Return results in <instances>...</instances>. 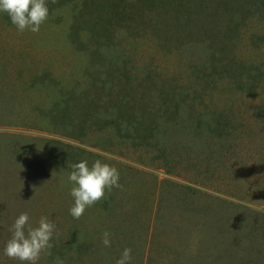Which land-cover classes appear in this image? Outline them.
<instances>
[{"label":"rangeland","instance_id":"obj_1","mask_svg":"<svg viewBox=\"0 0 264 264\" xmlns=\"http://www.w3.org/2000/svg\"><path fill=\"white\" fill-rule=\"evenodd\" d=\"M47 5L38 33L0 12V264H20L4 247L24 212L56 224L38 264L126 247L131 264H264V0ZM97 159L121 187L75 219L68 163Z\"/></svg>","mask_w":264,"mask_h":264},{"label":"clouds","instance_id":"obj_2","mask_svg":"<svg viewBox=\"0 0 264 264\" xmlns=\"http://www.w3.org/2000/svg\"><path fill=\"white\" fill-rule=\"evenodd\" d=\"M0 12L6 13L17 31L38 33L41 25L47 20L49 8L47 0H0ZM71 172L68 181L72 183L71 196L74 203L70 208L73 218L79 219L86 209L94 206L114 187H121L119 170L100 159L91 166L87 160L68 163ZM27 212L21 213L11 225V238L4 247V255L20 264H38L43 252L53 247L51 241L56 230L55 222L48 216H42L33 227L29 223ZM111 233L105 231L102 244L111 246ZM132 249L124 248L116 264H131ZM56 264H64L57 258Z\"/></svg>","mask_w":264,"mask_h":264},{"label":"trees","instance_id":"obj_3","mask_svg":"<svg viewBox=\"0 0 264 264\" xmlns=\"http://www.w3.org/2000/svg\"><path fill=\"white\" fill-rule=\"evenodd\" d=\"M90 1L91 2H97V3L101 4V5H103L105 3V0H90ZM108 7L110 9V10H108V12L111 11V13H116L117 12L118 14H121V13H119L121 9L117 8L118 7L117 4H110V5H108Z\"/></svg>","mask_w":264,"mask_h":264}]
</instances>
